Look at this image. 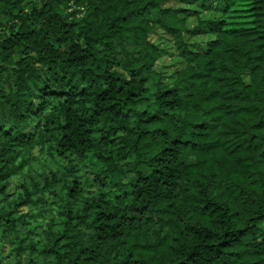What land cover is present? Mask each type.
Listing matches in <instances>:
<instances>
[{
  "label": "trees",
  "instance_id": "obj_1",
  "mask_svg": "<svg viewBox=\"0 0 264 264\" xmlns=\"http://www.w3.org/2000/svg\"><path fill=\"white\" fill-rule=\"evenodd\" d=\"M228 2L0 0V264H264V0Z\"/></svg>",
  "mask_w": 264,
  "mask_h": 264
},
{
  "label": "rangeland",
  "instance_id": "obj_2",
  "mask_svg": "<svg viewBox=\"0 0 264 264\" xmlns=\"http://www.w3.org/2000/svg\"><path fill=\"white\" fill-rule=\"evenodd\" d=\"M28 1L32 2L33 0H28ZM228 3H229V10H228V14L226 15V17L228 21L231 23V25L238 26V25L246 24L247 21L250 19L249 18V0H229ZM169 4L172 5L171 3ZM3 6L4 4L0 3V8H2ZM152 39L155 40L156 44L163 46L169 50L171 49L172 43L164 35L162 34L154 35L152 36ZM20 51L21 52H18L15 54L16 59L21 53L30 54L34 52L31 48L24 47V46L20 48ZM165 63H168V59L165 60ZM158 68L163 69L164 71H168V72L170 70L169 68H165V67H158ZM29 147L28 148L26 147L23 153V157L25 160H28L31 162V164L29 165L32 168V170L34 169L37 170V172H35V175L39 172V169H46V170L54 169V168H57V166L60 165L61 162L63 161L67 162V160H59L58 162H54V161L51 162L50 159H47V163H46L47 156L44 154V152H39V144L36 141L31 142L29 144ZM85 175L87 176V173H85ZM19 182H20V177L14 178L8 187V192H13L16 185ZM91 189L93 190V188ZM47 199L48 200L52 199L51 195H49ZM11 238L12 236L7 233L0 236V262H8V263L10 262L11 263L13 261V257H8L9 250L11 247L9 240Z\"/></svg>",
  "mask_w": 264,
  "mask_h": 264
}]
</instances>
